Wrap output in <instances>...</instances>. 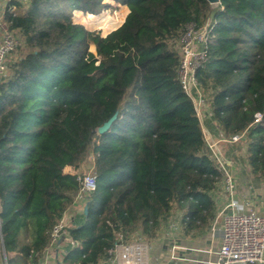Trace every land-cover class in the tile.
Here are the masks:
<instances>
[{"label":"trees","instance_id":"1","mask_svg":"<svg viewBox=\"0 0 264 264\" xmlns=\"http://www.w3.org/2000/svg\"><path fill=\"white\" fill-rule=\"evenodd\" d=\"M112 1L129 12L104 36L75 18L100 13L109 0L11 1L4 11L22 42L0 80L7 264H39L80 187L64 170L88 159L97 185L83 221L68 228L75 246L62 264H98L119 233L154 237L174 209L186 231L206 219L223 176L179 82L176 43L187 23L209 13L214 37L196 73L209 116L222 136L246 130V162L264 180V0ZM257 113L263 123L253 125Z\"/></svg>","mask_w":264,"mask_h":264},{"label":"built area","instance_id":"2","mask_svg":"<svg viewBox=\"0 0 264 264\" xmlns=\"http://www.w3.org/2000/svg\"><path fill=\"white\" fill-rule=\"evenodd\" d=\"M11 1L28 3L30 0H0L2 15L0 16V80L6 76L7 60L22 42L3 19L6 6ZM218 6L219 2L211 3ZM11 6L10 10H15ZM213 14L205 18L191 21L185 25L176 43L179 56L178 78L184 92L194 103L196 115L203 125L207 153L222 173L225 189L230 195V203L226 208L223 224L222 245L218 251L217 261L212 264H264V215L254 210H241L239 201L235 198L237 182L241 180L250 185L256 184L244 178H238L230 168L223 148L230 145L244 146L246 130L230 137H213L206 127L204 119L210 114L205 93L196 76L197 70L207 59L208 43L214 37ZM263 123V114L257 113L253 125ZM65 173L74 175L79 182V190L75 202L85 201L87 195L96 188V178L92 173L81 172L80 168L67 166ZM170 228L177 227L171 222ZM62 233V224L56 225L53 231L54 241ZM149 245L141 239L129 241L122 233L118 234V242L108 251V257L98 264H145V254Z\"/></svg>","mask_w":264,"mask_h":264},{"label":"crops","instance_id":"3","mask_svg":"<svg viewBox=\"0 0 264 264\" xmlns=\"http://www.w3.org/2000/svg\"><path fill=\"white\" fill-rule=\"evenodd\" d=\"M1 15L2 4H0ZM206 129L213 137L222 136L213 128ZM223 151L231 170L238 178L256 183L250 185L238 180L235 198L239 201L241 210H254L264 215V180L253 179L245 159V147L230 145L223 148ZM209 195L213 201V209L196 228L186 231L182 218L183 212L174 209L154 237L149 238L138 230L127 238L129 241L141 239L149 245L145 254V264H212L217 261L223 239L224 215L230 203V195L225 189L223 177ZM84 209V201L75 202L69 206L60 221L62 224L60 237L44 250L39 264H62L68 251L75 246L69 236L68 228L83 221ZM171 222L176 223L177 227L170 228ZM2 250L4 256L0 264H7L4 248L1 247Z\"/></svg>","mask_w":264,"mask_h":264},{"label":"rangeland","instance_id":"4","mask_svg":"<svg viewBox=\"0 0 264 264\" xmlns=\"http://www.w3.org/2000/svg\"><path fill=\"white\" fill-rule=\"evenodd\" d=\"M109 2L112 6L103 9L98 14L77 11L75 20L84 24L90 30L99 31L103 36L108 34L112 30L117 29L124 22L129 10L125 5L115 4L112 0H109ZM214 6L216 5L214 4ZM91 50L95 51L94 46L91 47ZM16 53L17 51L14 52V54ZM203 124L206 128L217 129L212 123L210 116L205 117ZM91 162V159L86 160L80 167L81 172L92 173ZM3 256V250L1 251L0 246V262H3Z\"/></svg>","mask_w":264,"mask_h":264},{"label":"water","instance_id":"5","mask_svg":"<svg viewBox=\"0 0 264 264\" xmlns=\"http://www.w3.org/2000/svg\"><path fill=\"white\" fill-rule=\"evenodd\" d=\"M219 1L220 0H208V2H210V3H216V2H219ZM114 119H115V116H113L107 122H105L102 126H100L98 128V132L99 133L104 132L111 125V123L113 122ZM84 212L85 213L87 212V206H85ZM4 253H5V251H4ZM5 257H6V254H5Z\"/></svg>","mask_w":264,"mask_h":264}]
</instances>
